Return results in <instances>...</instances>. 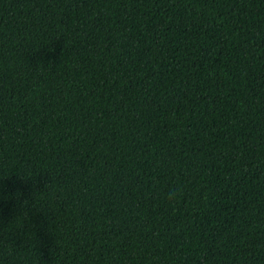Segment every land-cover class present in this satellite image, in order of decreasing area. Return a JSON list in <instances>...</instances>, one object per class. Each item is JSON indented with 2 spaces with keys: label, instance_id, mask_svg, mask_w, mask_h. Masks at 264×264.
Segmentation results:
<instances>
[{
  "label": "trees",
  "instance_id": "1",
  "mask_svg": "<svg viewBox=\"0 0 264 264\" xmlns=\"http://www.w3.org/2000/svg\"><path fill=\"white\" fill-rule=\"evenodd\" d=\"M0 264H264V0H0Z\"/></svg>",
  "mask_w": 264,
  "mask_h": 264
},
{
  "label": "clouds",
  "instance_id": "2",
  "mask_svg": "<svg viewBox=\"0 0 264 264\" xmlns=\"http://www.w3.org/2000/svg\"><path fill=\"white\" fill-rule=\"evenodd\" d=\"M170 195H171V196H175V195H176V193H175V192H173V193H171Z\"/></svg>",
  "mask_w": 264,
  "mask_h": 264
}]
</instances>
